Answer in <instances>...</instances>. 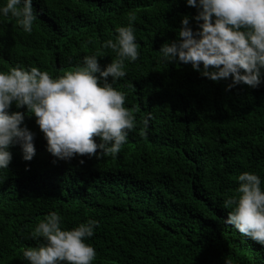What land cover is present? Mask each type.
<instances>
[{"label":"trees","instance_id":"16d2710c","mask_svg":"<svg viewBox=\"0 0 264 264\" xmlns=\"http://www.w3.org/2000/svg\"><path fill=\"white\" fill-rule=\"evenodd\" d=\"M33 9L31 33L0 11V72L37 67L58 78L97 53L103 70L116 53L102 45L138 10L139 59L126 60L127 75L113 83L136 127L115 157L64 161L47 151L35 117L12 105L25 113L36 151L25 161L19 145L10 148L13 159L0 170V264H28L23 251L39 243L31 233L52 212L66 230L98 222L85 240L96 250L93 264H264V246L227 224L224 208L244 172L264 190V77L255 89L226 90L231 78L214 82L191 64L166 62L161 46L197 15L186 0H33ZM190 26L198 30L195 20Z\"/></svg>","mask_w":264,"mask_h":264},{"label":"clouds","instance_id":"9594fccd","mask_svg":"<svg viewBox=\"0 0 264 264\" xmlns=\"http://www.w3.org/2000/svg\"><path fill=\"white\" fill-rule=\"evenodd\" d=\"M186 4L196 8L197 15L182 19L178 39L161 46L162 58L191 64L193 70L214 82L231 78L226 90L239 84L257 88L264 77V0H186ZM0 11L16 18L26 33L32 32L37 19L33 0H7ZM137 11L127 14L128 26L115 29V42L109 39L102 45L116 53L103 70L97 53L85 56L83 66L64 71L58 78L37 67L26 70L16 66L0 72V170L8 169L13 159L10 148L19 145L25 161H31L36 151L35 133L24 124L25 113L10 112L13 104L35 117L47 151L59 160L115 157L121 151L128 133L136 127V118L134 110L125 107L126 94L113 83L127 75L126 60L139 59L140 45L132 26ZM190 20L197 22L198 30H193ZM150 118L149 114L143 120L141 135L146 134ZM238 181L237 194L224 201V208L231 209L226 223L264 246L261 179L244 172ZM61 221L62 217L52 212L36 225L31 238L39 243L23 251L28 264H93L96 250L85 240L94 235L98 222L88 220L66 230ZM225 264L231 260L226 259Z\"/></svg>","mask_w":264,"mask_h":264}]
</instances>
